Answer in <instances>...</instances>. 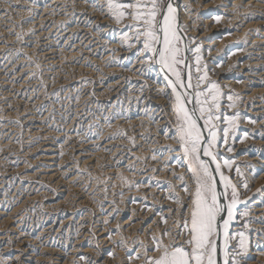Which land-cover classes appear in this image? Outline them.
Returning <instances> with one entry per match:
<instances>
[{
	"label": "rangeland",
	"instance_id": "obj_1",
	"mask_svg": "<svg viewBox=\"0 0 264 264\" xmlns=\"http://www.w3.org/2000/svg\"><path fill=\"white\" fill-rule=\"evenodd\" d=\"M21 1L22 0H0V13H1L0 14V19H1L0 20V31H1L0 34H2V35H0L2 37V38L0 37V46H1L0 49H2V50H0V92H1L0 93V116H1L0 117V141H1L0 142L1 143V145H0V169L2 168L0 170V182H1L0 183V186L3 188V189L0 188V210H2V211H8L7 209H9L10 207H7V205H8V201H9L10 198L14 202H18V200H23L24 198H26L28 196L29 197L34 196V195L36 196L35 201L34 200L33 201H30L29 204H26L24 206V208L22 209V213L25 215V217H24V220H23L22 225H21V228L22 229L20 231L21 232L20 233V237L22 236L21 238L23 239L24 235H25V237H27L28 234L30 235L32 232H35L36 231L35 234H37L39 231H42L43 225L47 221H49L50 219H52L53 217H59V216H63L65 213L66 214L67 213H70V211H71L70 209L74 208L72 206L76 202H79V200H81V201L82 200H86L87 202L83 206V208L79 209V211L78 210H75L76 212H73V214H76V213L78 214L79 213L80 215L86 216V218H87V215L89 217L90 215H93L94 213H96L97 212V208H106L107 207V209H106L107 212H110L111 211V212H114V214H117V212H119L118 209H121L120 208V204L121 203H119V202H122L124 200H125L124 202H126L129 206L130 205L132 206L133 205V202H134V204L140 202L141 205L143 204V205H146V206L151 203V206H153L156 210L159 209V206L157 204H153L152 203L154 201H151L150 202V201H147L148 199H145L146 198L145 197V195H146L145 193H143V195L140 192H137L135 194H131L132 189H133L131 187L132 181H137V180L140 181L141 180V184L142 185H148L149 188L150 187L153 188V187L156 186V188H154L156 192L153 193V196L155 197L156 194L159 193L160 194V196H159L160 197V201L161 200L164 201V198H167V197L170 198L174 194V192H171V189H172L171 187L173 186V183H172L171 179L168 178V176L170 174L167 173V172L171 171L172 170V167H173V168L176 169L175 170V173H178L179 172L178 175L180 176V172H181L180 169H183L184 170L186 167H188L189 161L184 157V155L182 156V154L180 156L178 155L179 156V163L181 165H179L178 162L175 163L174 162V158H172L173 157L172 154L175 152L172 149L174 147L175 148H179L178 146L180 145L178 143V135H179V133L176 131L177 130L176 116H175V113H173L174 112V109H173V106H172L173 103L172 104H169V106H170L169 107L168 105H166V106L165 105L164 106H159L158 105L157 106V104L154 102V100L163 99V98H169L170 97V94H169L170 91H168L167 93H162L161 90L159 89L160 86L158 85L160 81H157L156 82L157 84H156L155 83L156 79H154V77H152L150 75V72L153 69L152 68L153 67V64H152V62H150L151 61V58L150 57H152L153 55H151L152 53H150V52L146 53V52L143 51V45H142V43H138L136 41L134 35H133V32L135 30L134 29H130V28L127 27V25H130V24L133 23V20L130 17H125L124 20H121V22L124 23V25H123L121 22L118 23L116 21V19L113 17L114 19L111 18V20L109 21V25L105 27L106 29L108 27H109L108 29H110V27H111V29L114 28V30H110L109 31L110 33L104 31L105 28L104 29L101 28V27H98L97 28L96 25H94L91 28V32H89L90 30L88 31V27L87 26H83L84 23H79V22H77L76 19H74L76 21V22L73 21L74 23H72V22L63 23L62 21H60V22L57 21L56 19H58L59 12L60 13L64 12L63 11V8H59L60 5H58V7H57L58 10L57 9L54 10L52 7H49L51 9L50 10L47 7V11H46L47 13L45 12V14L49 15V17L52 16V15H54L52 17L53 18L55 17V18L53 19L52 17H50V20H48V23L47 24H44L43 23L44 24V25H42V27L44 26L43 28L41 27L40 29H37L38 27H35V26H37L38 24L34 25V24H32V22L33 23L34 22L35 23L37 22L38 16L42 14L41 13L42 11H40V10H42L43 8L41 9V7L42 6H47L46 4H48L47 3L48 0H42V1H40V0H23L22 2ZM34 1L35 2L37 1V2L35 3ZM66 1L67 0H65L66 7L67 8H70L72 5H74L73 4L74 3L73 0H72L73 3H71V0H68L67 2ZM79 1L80 2H83V0H79ZM79 1H77V2H79ZM231 1H234V0H230V2ZM253 1H255V2H253L255 4L258 3V2L259 3H258V5H256V7L255 6L254 7H250L251 9L250 8L249 9H245L242 6H237L236 7L237 9L235 8L233 10V7H232V10L225 11L223 9L224 8V6H223V8H222L221 11L215 9L216 10V12H215V10H214L215 14H213V16H211V18L213 20H215V22H213V25H216V26L218 25L219 27H222L224 25L227 26V28L225 30L222 29L223 31L221 30L219 32V35L220 36L216 37V40L221 41V39L224 37L223 35H230V34H233V33H236V32H241L240 27L243 28L244 25H245V23L251 22L252 21V17H254V16L258 15V14L260 15V14L264 13V3H263L264 0H260V1L259 0L258 1L257 0H253ZM261 1H262V3H260ZM68 2H70L72 5H70V3H68ZM192 2H194V0ZM221 2L222 3H226L225 0H221ZM166 3H167V0H166ZM20 4H22L24 6H22V5L20 6ZM106 4L104 3L102 5V8L103 9L106 8L108 10V7H107ZM260 5H261V8L262 7L263 8L260 9V10H256L257 7L260 6ZM228 7H231V5L229 4ZM218 8H220V6H218ZM48 9H49V11H48ZM252 9H254V11ZM258 9H259V7H258ZM23 10H25V11L27 10L28 12L26 11L24 13ZM36 11H38V12H36ZM252 11L254 13L255 12H258V13L257 14L256 13L254 14ZM108 12H109V10H108ZM34 14H36V15H34ZM109 14L112 17V14L110 12H109ZM59 16L62 17V15H59ZM214 17H215V19H214ZM200 18L203 19L202 21H206V19L208 17L204 19V17L201 16ZM217 18H219V20H217ZM230 18L233 19V20H229ZM49 22H51L52 24L49 23ZM111 22L113 24H111ZM114 24L116 26H114ZM29 25H31V27L34 30L33 29H30L31 27ZM46 25L47 26L49 25V27L51 29L49 27L46 28L47 27ZM67 25H69V26H67ZM3 26H5V27H3ZM27 26H29V27H27ZM74 26L75 27L77 26V27L73 29ZM236 26L239 28V30L238 29H235V28H237ZM58 27L60 29H62V30H60ZM86 27H87V29H86ZM48 29H50V30H48ZM71 29H72V31H71ZM5 30H6V33L7 34L4 33ZM11 30L13 32H11ZM96 30H98V31H96ZM43 31L44 32H46V31L48 32L49 31V33H48L49 35H47V36L46 35H42L40 37H36L37 34L44 33ZM57 31H58V33H57ZM68 31H71V33L68 32ZM85 31H87V34H85L86 33ZM62 33H63V35H62ZM124 33L127 34V39L128 40L125 39L126 41H123L124 39H120L121 36ZM67 34H69V35L71 34V36H69V35L67 36ZM243 34L241 36L236 37V38H229L227 40L228 42H226L225 44H223V46H222L223 49H221V52L218 53L217 57L215 58V63H213V64L212 63L209 64V62H211L210 55L207 54V56H206L205 55L206 54L205 52L203 54H199L200 57H201V59H200V71L199 72H197V70H196L197 69V65H196V61H195V58H196L195 55H196V53H193V55L191 57L187 55V57H186L187 58V61L190 62L191 83H192L193 91L194 92L205 89L204 86L207 84L206 81L203 84L202 82H200L198 80L199 76L203 73L204 70L208 72L207 73L208 74V79L210 81H214L215 79H217V77H215V74H213V73H215L214 69H216L217 67L221 68L223 66H224L223 67V70L226 71V72L224 71L225 72V75L227 77L226 80H228V81L231 80V82L229 83V85L231 84L232 87L234 85H241V83H243V82L246 83V82H248L249 80H252V79L254 80V81L252 80V84H254V83L255 84H260L261 83L259 77L257 76V72L259 73L261 71H264L262 69L263 67H261V66L259 67V70L258 71H257V68L253 69V73L250 72V74L248 75V79H244L241 76L242 75V73L240 72L241 63H243V62H245L247 60L248 54H249L248 52H251V53L253 52L251 55H249V57L251 56L250 58H257V57H259V55H256V53L258 54V51L259 52L261 51V54H262V51H263L262 49H264V44H262L260 42L254 44V45L249 44L248 39L245 38V36L248 35V32H245ZM15 35H18V36H15ZM108 35H109V37H108ZM10 36H11V40H10ZM96 36H98V37H96ZM45 37H46V39H45ZM84 37H86V38H84ZM95 37H96V39H95ZM67 39H69V40H67ZM111 39H112V41H111ZM107 40H109V41H107ZM118 40L119 41L122 40L121 42L123 44V46H122L123 49L121 47L120 48L117 47L118 42H119ZM231 40H234V41H231ZM97 42H98V44H97ZM75 43H76V45H75ZM129 43H131V45H132L131 47H128L127 46ZM58 44H59V46H58ZM115 44H116L115 47L114 46H110V45H115ZM47 45H48V47H47ZM79 45H80V47H79ZM100 45H102V46H100ZM2 46H5V47H2ZM53 46H54V48H53ZM256 46H258L260 49L257 48ZM93 47L96 48V49L98 48V49L97 50L95 49L96 50L95 51ZM89 48H91V49H89ZM110 48L111 49H114L115 48L116 50L114 49V51H113ZM181 48H182V43H181ZM48 49H49V51H48ZM87 50H90L92 53L90 51H87ZM22 51L24 53H22ZM44 51H45V53H44ZM57 51H58V53H56ZM122 51L127 52V53L125 55L124 54L122 55ZM47 52L49 54H47ZM50 52H52V53H50ZM73 52H74V54H73ZM113 52H115V53H113ZM118 52L121 53V54H119ZM239 52H241L240 55H239ZM42 53H44V54H42ZM68 53H69V55H68ZM243 53H247V54H243ZM52 55L54 57V62L56 60L57 61L54 64L53 63L52 64H49L48 62L51 61ZM84 56H86V57H84ZM139 56H141V57H139ZM185 56H186V54H185ZM47 59H49V60H47ZM58 61L60 62L59 65H58V63H59ZM141 61H142V63H140ZM45 62H47L48 64L47 63L45 64ZM52 65H54V68H53ZM56 65H58V66H56ZM140 65H142V66H140ZM46 66H48V68ZM49 66H50V69H49ZM73 66H74V68H73ZM78 67L81 68V71H80V68L78 69ZM82 67H85V68H82ZM138 67H139V69H138ZM115 68L116 69L122 68V69L119 70L120 72L118 70H116L117 71L116 73H115V71H112V70L110 72V69H114L115 70ZM123 68H124V70H123ZM84 69L85 70L88 69V70L85 71ZM181 69H182V73H183V71H184L183 65L181 66ZM20 70L22 71V73H21ZM46 70H47V72H46ZM105 70H106V72H105ZM135 70H138V71L134 72ZM235 70H238V71H235ZM211 71H212V73H211ZM76 73H78V74H76ZM97 73H98V76L99 77L97 76ZM107 73H109V74H107ZM119 73H122V74H119ZM135 73H136V76L134 77L133 74H135ZM229 73H230V75H229ZM238 75H239V77H238ZM96 77H97V79H96ZM131 77H133V78H131ZM102 78H104V79H102ZM120 78H121V80H120ZM255 78H257V79H255ZM75 80L78 81V82L76 83ZM232 80H233V83H232ZM118 81H120V82H118ZM7 83H9V84H7ZM20 83H21V85H19ZM58 83H60V84H58ZM115 83H116V85H115ZM154 83H155V85H154ZM198 83H199V88L196 87ZM42 84H43V86H42ZM56 84H58V85L56 86ZM99 85H101L102 87H100ZM33 86H34V88H33ZM231 86L228 87V88L227 87H222V90H223V93H224L223 95H230V96H232V97H234L236 99V100L234 99L235 100L234 101L235 103H234V106L232 107L233 109H231L232 110L231 112H233V113L234 112L235 113L237 112L238 113L239 110L243 107L242 105H249L250 102H252L253 100H248V99L241 98V94H238L239 93L238 90L235 91L236 89L234 87L232 88ZM82 87H84V88H82ZM98 87H100V90L101 91L106 90L107 92L105 91L103 94H101V96H99L97 94V92L95 91L96 90L95 88H98ZM85 88H87V89H85ZM105 88H107V89H105ZM155 88H157L158 90L155 89ZM55 89H58V90H55ZM108 89H109V91H108ZM91 90H92V92H91ZM149 90H151L153 92H151ZM58 92H59V94H58ZM112 92L114 94H112ZM233 92H234V94H233ZM2 93H4V94H2ZM66 94H68V95H66ZM127 94H129V95L127 96ZM152 94H153V96H152ZM110 95H111V97L108 98V96H110ZM149 95H151V96H149ZM159 95H160V97H159ZM167 95H168V97H167ZM233 95H235V96H233ZM5 96H6V98H5ZM85 97H87V98H85ZM238 97L240 99H238ZM151 99H152L153 102L151 101ZM227 99L228 98H226V97H222V99H220V100H222V101H220L222 103L221 106L228 105L229 102L227 101ZM34 100H35V102H34ZM169 100L171 101L170 98H169ZM239 100H240V102H239ZM246 100H248V101H246ZM37 101H38V103H36ZM85 101H87V102H85ZM51 102L52 103L55 102V103L52 104ZM95 102L97 103V105H96ZM225 103H227V104H225ZM45 104H46V106H45ZM154 104H156V105H154ZM16 105L19 106V107H16ZM31 105L32 106L34 105L35 107L33 106V108H32ZM54 105H56V106H54ZM167 106L170 108L169 110H168ZM235 107L238 108L239 110L236 109ZM40 109H41V111H40ZM48 109H50V110H48ZM147 109H150V110H147ZM247 110H246V112H247ZM161 111H162V114H161ZM260 111H264L263 108L260 109ZM242 112L244 113V111H242ZM33 114H35V115H33ZM156 114H157V118L158 117L160 118V124L157 123L156 120H155V119H157V118H155ZM163 114H165L167 117L165 115H163ZM170 114H172V115H170ZM36 115H37V117H36ZM97 115H98V117H97ZM160 115H163L164 117L163 116H160ZM263 115H264V112H263ZM30 116L33 118V120H32V118H29ZM34 116H35V118H34ZM140 117L141 118L144 117V118L143 119H140ZM171 117L173 119H171ZM246 117L248 118L249 116H246ZM246 117H244V118L247 119ZM39 118H41V119H39ZM145 118L147 120H144ZM222 118L223 117H221V119ZM257 118L258 119H256V120L253 121V119H254V117H253V118L250 119V121L251 122H255V123L256 122L260 123L261 121L264 120V117L263 116H261L260 118L259 117H257ZM120 119H121V121H120ZM127 121L129 123V125H130V122L133 121L131 123V126H127L126 127L125 124L128 125V123H126ZM142 121H143V123H142ZM150 121L152 123H150ZM96 122H97V125H96ZM154 122H156V124L158 125L157 127L154 124ZM223 122L224 121L221 120L220 121V124H223ZM100 123H101V125H100ZM135 123H136V125H135ZM87 124H88V126H90V128L87 126ZM120 124L121 125L123 124L122 126L124 128ZM167 124H168V126H167ZM140 125H141V127H139ZM250 126H251V124H250ZM98 127H99V129H98ZM158 127H160V128H158ZM64 129L65 130L67 129V133H66V131ZM153 129H156V131L153 130ZM104 130H105V132H104ZM38 131L39 132L41 131V132L39 133ZM96 131H98V132H96ZM166 131H168V132H166ZM256 131L257 130L255 129L254 132L251 133L250 130H246L247 137L249 138L250 135L253 136L254 134H256ZM26 132H28V133H26ZM81 132H82V134H81ZM99 132H101L102 135ZM141 132H143V133H141ZM105 133H108V134L106 135ZM63 134H65V135H63ZM86 134H88V135H86ZM140 134L143 135V137ZM163 134H164V136H163ZM108 135H110L111 137H109ZM96 136H97V138H96ZM102 136H103V138H101ZM138 137H139V139H138ZM163 137H166V138L163 139ZM74 140H76V142ZM91 141H93V142H91ZM164 141L167 142V143H165ZM171 141H172V144H170ZM41 142H42V144H41ZM70 142H71V144H70ZM90 142H91V144H90ZM123 142H124V144H123ZM80 143H81V145H79ZM174 143H175V145H174ZM2 144H4L5 147ZM73 144H74L75 147L73 146ZM82 144H83V146H82ZM97 144H98V147H97ZM104 144H106V145H104ZM113 144H114V146H113ZM79 146L80 147L82 146V148L79 149ZM161 146H162V148H161ZM33 147L34 148L36 147L37 149L35 148L36 149L35 150ZM48 147L52 148L51 151H54V152H52V153H46L45 152V148H48ZM63 147H65L66 149L63 148ZM76 147H78L77 148V151H75V148ZM146 147H148V150L149 151L147 150ZM150 148H152V149H150ZM70 149H71V151H70ZM99 149H101L103 152L101 150H99ZM72 150H73V152H72ZM78 150H79V152H81V150H86V152H84V153L81 152L82 153L81 155H83V154L84 155L85 154L86 155H89L90 153H96L97 152V154L99 153L101 157L98 156V159L99 160L95 159V161L93 163H90V162L87 163V164L85 163L84 164L86 166L85 167L82 164L83 162L81 161V159H78L79 158L78 156L76 158V155H79ZM93 150H94V152H93ZM146 150L148 152L152 151L154 153L155 160L149 159L150 157L147 156L148 152H146ZM212 150L215 151L214 148ZM216 150H218V149H216ZM105 151H108V152H105ZM113 151H114V153H113ZM155 151L157 152V154H156ZM165 151H166L167 154L165 153ZM69 152H70V154H69ZM102 153H104L103 154L104 156L102 155ZM111 153H113V154H111ZM142 153H144V154H142ZM108 154H109V156L111 155L110 157H113V158H108V156H107ZM114 154H116V155H114ZM50 155L51 156H54L55 155L54 158H53L54 160H50L49 161L47 159L48 161H46V159H45L46 156H50ZM38 156H39V159L37 158ZM167 156H169V157H167ZM217 156H218V160H220V156L221 155L218 154ZM40 157H42V158H40ZM86 157L87 156H83V158H86ZM159 157H160V159H157ZM165 159H166V161H165ZM107 160H109V161H107ZM31 161H33V162H31ZM40 161H43V162H40ZM44 161H46L47 163H44ZM53 162H54V164H53ZM57 162H58V164L60 166L58 164H55ZM95 162H96L97 166L95 165ZM113 162L115 163V166L113 165ZM166 162H167V164H166ZM51 163H52V165H51ZM73 163H75L77 165H75ZM127 163H129V164H127ZM158 163H159V165H158ZM79 164H82V165H79ZM92 164L96 168H94V166ZM168 164H170V165H168ZM184 164H185V167H184ZM23 165H24L25 168L27 167V165H28L27 168H30V169H27L28 171L26 172L27 174L30 172L29 174L32 175L31 177H29V179L26 177L25 172L22 173V171L19 170V171H21L19 173V171H18V169H20ZM154 165H155V167H154ZM48 166L50 167V168H48V170H51L53 168L54 169H59L61 167L59 170L52 171V173H56V175H58L57 178L58 177L59 178L60 177H63V180L64 181L65 180H69L76 173L74 175L75 178L73 180L74 181L73 183H75V184L72 183L73 185L71 184V185H69L67 187H63V186L60 187V185H57V184L54 183L55 180H53V179H49V180H51L52 183L51 182H48V180L46 179L47 176H48V172L45 173V172H42L41 171L43 168L48 167ZM77 166H79V167H77ZM137 166H139L140 168L137 167ZM68 167H69V169H68ZM165 167H167V168H165ZM110 168H112V170ZM15 169H16V171H15ZM113 169H114V172H112ZM165 169H167V170H165ZM34 170L35 171L40 170V171L39 172L37 171L36 174H34V172H35ZM14 171L15 172H18V173H15ZM165 171H166V173H165ZM57 172H58V174H57ZM125 173L126 174L131 173V175L129 174L130 177H128V180L130 179V181H127L126 180ZM132 173H134V174L136 173L137 175H134ZM163 174L164 175L167 174V175L164 176ZM187 174L188 173L186 172L185 175H184L183 181L180 180L181 182L179 181V183H178L179 184L178 186L180 187V190H182V191H183L184 184H188L189 187H193V182H191L192 181L191 180V175H187ZM244 174H245L244 171L243 170H240L238 172L237 178H236L237 179V183L239 182L238 183L239 185H237V191L239 193V199H241L243 197V192H242L243 190H244V192L245 191L247 192V190H246L245 187H244L245 189L242 188L243 187L242 184L244 183V180L243 179L246 177ZM45 175H47V176H45ZM76 175H77V177H76ZM151 175H153V176H151ZM156 175L159 176V177H156ZM13 176H15V177H13ZM22 176H23V178H22ZM40 176H43V177H40ZM136 176H137V178H136ZM138 176H140V177H138ZM143 176H144V178H143ZM68 177H69V179H68ZM131 177H133V179ZM152 177H154V178H152ZM1 178H3V179H1ZM134 178H135V180H134ZM13 179H14V181H13ZM18 181H20V182H18ZM160 181H162V183ZM2 182L4 184H2ZM24 183H26V184H24ZM143 183H145V184H143ZM47 184H48V186H46ZM55 185H56V187H55ZM18 188L22 192H19ZM41 188H43V189H41ZM67 188H69V189H67ZM27 189H29V190H27ZM64 189L67 190V191H65ZM70 189H72V190H70ZM78 191H80V192L81 191L82 192L84 191L83 192L84 194L82 192L80 193ZM166 191L170 192V194H167ZM227 191H228V194H229V197H230L231 189H228ZM14 192H16V193H14ZM28 192H29V194H28ZM46 192H48V193H46ZM65 192H66V194H65ZM67 193H68V195H67ZM164 193L167 194V195L165 194L167 197L162 196V195H164ZM171 193H172V195H171ZM183 193H185V192H183ZM80 194H81L82 197H80ZM16 195H17V197H15ZM74 195L75 196L77 195V196L75 197ZM78 195H79V197H78ZM85 195H87V196H85ZM119 195L120 196L123 195V196L119 197ZM125 195H126V197H125ZM185 195L187 197L188 194H185ZM63 196L66 197V198H64ZM84 196L86 197V199H85ZM87 197H88V199H87ZM14 198L17 199V200H15ZM147 198H149V197H147ZM63 199H65V200H63ZM60 201H61V204H63L62 202L64 201V204L63 205L60 204V206L59 205L58 206L56 205L57 207L55 205H52V204H54V202L56 203V202H60ZM112 201H113V203H112ZM66 202H67V204H66ZM69 203H70V205H69ZM114 203H115V205H114ZM2 205H4V206H2ZM90 205H91V207H90ZM50 206H53V208L50 207ZM61 206H63V208ZM116 206H117V208H116ZM88 207H89L90 210L88 209ZM93 207H94L95 210L93 209ZM135 207H137V206H135ZM57 208H59V209H57ZM112 209H113V211H112ZM116 210H118V211H116ZM76 218H77V215L75 216V219ZM58 219L60 220V218H58ZM78 221H79V219L77 221H75V223H72L73 221L71 222L72 223L71 225H73V226H71V228L68 231V233L66 232L67 234L65 232H63V234L61 233L60 235H58L57 237H55L54 240H53V242L56 245L58 244L57 245L58 247L57 246L56 247L57 248H60V250L62 251L61 252L59 250L60 253L63 254L65 257H68V260L69 261L71 260V259H69L70 258L69 256H71L70 255V250H71L70 246L72 244H74V237L76 235H78V234L75 233L76 230H78ZM39 223L41 225H39ZM32 224L33 225L35 224V225L33 226ZM27 225H29V226L27 227ZM31 225H32V228H31ZM261 225L264 226L263 223ZM36 226L37 227L39 226V227L37 228ZM72 227H75V228L77 227V228L75 229V228H72ZM26 234H27V236H26ZM72 236H73V238H71ZM44 239H45V237H44ZM64 240L65 241L68 240V242H69L68 244L70 246L68 244L66 246H64L61 243ZM39 242L40 241H36L33 244L34 245H39V244H36V243H39ZM3 257H5V256H2L0 254V264L4 263L3 262L4 261L3 260ZM79 257L78 256H73L72 264H75V261H76V264H78V263H80V264H93L92 260H89L88 259V261H89L88 262L87 259H84L86 261L85 262L84 260H82L81 256H79ZM1 259H2V261H1ZM100 260H102V258L99 259V261ZM79 261H81V262H79Z\"/></svg>",
	"mask_w": 264,
	"mask_h": 264
},
{
	"label": "bare ground",
	"instance_id": "obj_2",
	"mask_svg": "<svg viewBox=\"0 0 264 264\" xmlns=\"http://www.w3.org/2000/svg\"><path fill=\"white\" fill-rule=\"evenodd\" d=\"M23 1V0H22ZM21 1V2H22ZM42 1V0H40ZM68 1V0H67ZM66 1V2H67ZM74 3L72 2L71 0V3H73L74 5H72L70 2V5H72L70 8H67L66 7V3H65V0H48L46 4L47 6H42L41 4V9L40 11H42L41 15H37L38 16V20L37 22L33 23L34 25L38 24L37 26L35 27H38L37 29H40L42 27V25L44 24H47L48 23V20H50V17L54 16H50L45 14V12L47 11V7H52L54 10L57 9L58 5H60L59 8H63V11L62 13L59 12V15H62L59 16L58 15V19H56L57 21H62L63 23H69V22H76L74 19L77 20V22L79 23H84L83 26H87L88 27V31L91 32V28L96 25L97 28L98 27H101V28H105L106 26L109 25V21L111 20V18H113V15L111 17V15L109 14L108 10L106 8H102V5L105 3H107V0H83V2H80L79 0H73ZM79 1V2H77ZM193 0H170L172 6L176 9V23L178 24L179 28H180V35L182 37V49L185 48V46H187V49H189L188 51H185L184 52V55L186 54V57L187 55L188 56H192L194 52V49H196L197 47H199L200 49V52L199 54H203L204 52L206 53L205 55L207 56L210 55L211 57V62L210 63H215V58L217 57L218 53L221 52V49H223V44H225L226 42H228L227 40L229 38H236L238 36H241L243 33L245 32H248V35L245 36L246 39H248L249 41V44L251 45H254L256 43H262L264 44V13L262 14H258L254 17H252V21L251 22H248V23H245L244 27L241 28V32H236V33H233V34H230V35H223L224 37L221 39V41L219 40H216V37L220 36L219 35V32L223 29L225 30L227 28V26H222V27H219L218 25H213V22H215V20H213L211 18V16H213V14H215L216 10H222L223 6H224V10L225 11H230L232 10V7H233V10L237 7V6H242L244 7L245 9H249L250 7H256V5H258V3H253L255 1L253 0H234V1H231L230 0H225L226 3H222L221 0H194V2H192ZM258 1V0H257ZM260 1V0H259ZM30 2V1H29ZM35 2V1H34ZM37 2V1H36ZM35 2V3H36ZM167 2H169V0H167ZM221 2V3H220ZM229 2V3H228ZM10 3V2H9ZM27 3V2H26ZM42 3V2H41ZM67 3V4H68ZM262 3V1L260 2ZM264 3V2H263ZM24 4V3H23ZM31 4V3H30ZM229 4L231 5V7H228ZM22 4H20L21 6ZM107 5V4H106ZM24 6V5H22ZM218 6H220V8H218ZM40 7V6H39ZM259 7V9H258ZM256 10H260L262 9L261 8V5L258 6ZM239 8V7H238ZM19 9V8H18ZM50 9V8H49ZM48 9V11H49ZM237 9V8H236ZM251 9V8H250ZM51 10V9H50ZM58 10V9H57ZM77 10V11H76ZM215 10V12H214ZM254 11V9H252ZM24 13L27 11L23 10ZM53 11V10H52ZM62 11V10H61ZM236 11V10H235ZM242 11V10H241ZM252 11V12H253ZM20 12V11H19ZM22 12V11H21ZM28 12V11H27ZM31 12V11H30ZM38 12V11H36ZM47 13V12H46ZM254 13V12H253ZM256 14L258 12H255ZM254 13V14H255ZM1 14V13H0ZM28 14V13H27ZM37 14V13H36ZM34 14V15H36ZM57 14V13H56ZM13 15V14H12ZM201 16L206 19V21H202L203 19L200 18ZM2 17V16H1ZM20 17V16H19ZM125 17H128V16H125ZM5 18V17H4ZM33 18V17H32ZM53 18V17H52ZM55 18V17H54ZM53 18V19H54ZM211 18V19H210ZM31 19V18H30ZM114 19V18H113ZM215 19V17H214ZM1 20V19H0ZM19 20V19H18ZM26 20V19H25ZM124 20V19H123ZM127 20V19H126ZM130 20V19H129ZM219 20V19H217ZM229 20H233V19H229ZM53 21V20H52ZM55 21V20H54ZM74 21V22H73ZM81 21V22H80ZM27 22V21H26ZM31 22V21H30ZM113 22V21H112ZM111 22V24H113ZM121 22V21H120ZM222 22V21H221ZM243 22V21H242ZM15 23V22H14ZM44 23V24H43ZM51 23V22H49ZM122 23V22H121ZM134 23V21H133ZM10 24V23H9ZM30 24V23H29ZM52 24V23H51ZM61 24V23H60ZM59 24V25H60ZM118 24V23H117ZM124 25V23H122ZM220 24V23H219ZM222 24V23H221ZM231 24V23H230ZM2 25V24H1ZM50 25V24H49ZM49 25L46 27L48 28ZM31 27V25H29ZM27 26V27H29ZM33 26V25H32ZM61 26V25H60ZM69 26V25H67ZM114 26H116L114 24ZM122 26V25H121ZM233 26V25H232ZM242 26V25H241ZM2 27V26H1ZM5 27V26H3ZM44 27V26H43ZM42 27V28H43ZM63 27V26H62ZM77 27V26H76ZM75 26L73 27L76 28ZM79 27V26H78ZM86 27V29H87ZM123 27V26H122ZM218 27V28H217ZM230 27V26H229ZM237 27V26H236ZM26 28V27H25ZM50 28V27H49ZM55 28V27H54ZM59 28V27H58ZM67 28V27H66ZM70 28V27H69ZM82 28V27H81ZM80 28V29H81ZM109 28V27H108ZM104 29V31L106 32H109L110 30H114V28L111 29ZM232 28V27H231ZM7 29V28H6ZM10 29V28H9ZM30 29H33L32 27ZM51 29V28H50ZM48 29V30H50ZM60 29V28H59ZM58 29V30H59ZM79 29V28H78ZM77 29V30H78ZM100 29V28H99ZM102 29V30H103ZM235 29H238L239 28H235ZM28 30V29H27ZM34 30V29H33ZM36 30V29H35ZM62 30V29H60ZM67 30V29H66ZM76 30V29H75ZM222 30V31H223ZM19 31V30H18ZM29 31V30H28ZM65 31V30H64ZM72 31V29H71ZM71 31H68L71 33ZM79 31V30H78ZM98 31V30H96ZM1 32V31H0ZM11 32H13L11 30ZM23 32V31H22ZM25 32V31H24ZM27 32V31H26ZM32 32V31H31ZM36 32V31H35ZM39 32V31H38ZM41 32V31H40ZM44 32V31H43ZM66 32V31H65ZM74 32V31H73ZM87 34V31H85ZM3 33V32H2ZM6 33V30L5 32ZM28 33V32H27ZM30 33V32H29ZM34 33V32H33ZM49 31L47 32H44V33H39L37 34L36 37H40L42 35H49L48 34ZM58 33V31H57ZM94 33V32H93ZM98 33V32H97ZM110 33V32H109ZM126 33V32H125ZM123 34L121 36L120 39H124L123 41H126L125 40V37H127V34ZM7 34V33H6ZM19 34V33H18ZM26 34V33H25ZM55 34V33H54ZM60 34V33H59ZM82 34V33H81ZM89 34V33H88ZM96 34V33H95ZM132 34V33H131ZM2 35V34H0ZM34 35V34H33ZM63 35V33H62ZM69 34H67L68 36ZM91 35V34H90ZM98 35V34H97ZM100 35V34H99ZM112 35V34H111ZM244 35V34H243ZM15 36H18V35H15ZM35 36V35H34ZM54 36V35H53ZM65 36V35H64ZM66 36V37H67ZM71 36V34L69 35ZM93 36V35H92ZM95 36V35H94ZM105 36V35H104ZM1 37V36H0ZM8 37V36H7ZM98 37V36H96ZM95 37V39H96ZM109 37V35H108ZM244 37V36H243ZM2 38V37H1ZM13 38V37H12ZM58 38V37H57ZM60 38V37H59ZM75 38V37H74ZM86 38V37H84ZM240 38V37H239ZM20 39V38H19ZM41 39V38H40ZM46 39V37H45ZM53 39V38H52ZM136 39V38H135ZM241 39V38H240ZM10 40H11V36H10ZM64 40V39H63ZM69 40V39H67ZM74 40V39H73ZM100 40V39H99ZM128 40V39H127ZM7 41V40H6ZM5 41V42H6ZM59 41V40H58ZM71 41V40H70ZM78 41V40H77ZM82 41V40H81ZM89 41V40H88ZM87 41V42H88ZM102 41V40H101ZM100 41V42H101ZM109 41V40H107ZM112 41V39H111ZM119 41V40H118ZM122 41V40H121ZM119 41L118 42V45L117 47H121L123 49V44L122 42ZM231 41H234V40H231ZM52 42V41H51ZM56 42V41H55ZM60 42V41H59ZM80 43V42H79ZM136 43V42H135ZM134 43V44H135ZM35 44V43H34ZM40 44V43H39ZM64 44V43H63ZM67 44V43H66ZM82 44V43H81ZM95 44V43H94ZM98 44V42H97ZM126 44V43H125ZM133 44V45H134ZM65 45V44H64ZM76 45V43H75ZM92 45V44H91ZM19 46V45H18ZM30 46V45H29ZM59 46V44H58ZM62 46V45H61ZM68 46V45H67ZM78 46V45H77ZM84 46V45H83ZM87 46V45H86ZM99 46V45H98ZM102 46V45H100ZM110 46H116L115 45H110ZM128 46V45H127ZM138 46V45H137ZM262 46V45H261ZM1 47V46H0ZM2 47H5V46H2ZM38 47V46H37ZM48 47V45H47ZM64 47V46H63ZM80 47V45H79ZM95 47V46H94ZM93 47V48H94ZM257 48H259L258 46H256ZM46 48V47H45ZM54 48V46H53ZM65 48V47H64ZM73 48V47H72ZM102 48V47H101ZM112 48V47H111ZM110 48V49H111ZM126 48V47H125ZM128 48V47H127ZM38 49V48H37ZM52 49V48H51ZM62 49V48H61ZM81 49V48H80ZM87 49V48H86ZM91 49V48H89ZM96 48H94L95 50ZM98 49V48H97ZM96 49V50H97ZM115 49V48H114ZM114 49H111L114 51ZM250 49V48H249ZM260 49V48H259ZM2 50V49H0ZM53 50V49H52ZM77 50V49H76ZM95 50V51H96ZM116 50V49H115ZM264 51V49H262ZM47 51V50H46ZM49 51V49H48ZM54 51V50H53ZM56 51V50H55ZM64 51V50H63ZM67 51V50H66ZM81 51V50H80ZM87 51H90V50H87ZM121 51V50H120ZM128 51V50H127ZM250 51V50H249ZM262 51V54H261V51L259 52L258 51V54L256 53V55H259V57L257 58H250L249 55H251L252 53L251 52H248V58L245 62L241 63V67H240V72L242 73V77L244 79H248V75L250 74V72L253 73V69L257 68V71L259 70V67H263L262 69L264 70V52ZM26 52V51H25ZM75 52V51H74ZM73 52V54H74ZM86 52V51H85ZM91 52V51H90ZM112 52V51H111ZM116 52V51H115ZM113 52V53H115ZM22 53H24L22 51ZM45 53V51H44ZM42 53V54H44ZM52 53V52H50ZM55 53V52H54ZM58 53V51L56 52ZM62 53V52H61ZM64 53V52H63ZM79 53V52H78ZM89 53V52H88ZM92 53V52H91ZM95 53V52H94ZM119 53V52H118ZM127 52H124L122 51V55L126 54ZM14 54V53H13ZM47 54H49L47 52ZM71 54V53H70ZM77 54V53H76ZM109 54V53H108ZM107 54V55H108ZM121 54V53H119ZM238 54V53H237ZM241 54V52H239V55ZM243 54H247V53H243ZM255 54V53H254ZM261 54V55H260ZM57 55V54H56ZM69 55V53H68ZM118 55V54H117ZM153 55V54H151ZM212 55V56H211ZM31 56V55H30ZM44 56V55H43ZM47 56V55H46ZM67 56V55H66ZM196 56V55H195ZM220 56V55H219ZM238 56V55H237ZM243 56V55H242ZM247 56V55H246ZM42 57V56H41ZM72 57V56H71ZM75 57V56H74ZM86 57V56H84ZM109 57V56H108ZM117 57V56H116ZM141 57V56H139ZM209 57V56H208ZM207 57V58H208ZM239 57V56H238ZM46 58V57H45ZM105 58V57H104ZM107 58V57H106ZM112 58V57H111ZM151 58V61L152 64H153V69L151 70L150 72V75L152 77H154V79H156L155 83L157 81H160L159 82V89L161 90L162 93H167L168 91H170V99L171 101L169 100V98H163V99H158V100H154V102L157 104V106H166L169 104H172L173 103V99L171 97V87L169 86L168 84V78L171 77V74L167 72V70H162L161 68V65L159 63H157V60H158V57H155L154 55ZM237 58V57H236ZM51 59V58H50ZM63 59V58H62ZM71 59V58H70ZM224 59V58H223ZM245 59V58H244ZM22 60V59H21ZM44 60V59H43ZM46 60V59H45ZM49 60V59H47ZM60 60V59H59ZM101 60V59H100ZM128 60V59H127ZM209 60V59H208ZM57 61V60H56ZM56 61L54 62V57L52 55V59L51 61H47L49 64H54L56 63ZM110 61V60H109ZM125 61V60H124ZM144 61V60H143ZM195 61H196V58H195ZM236 61V60H235ZM37 62V61H36ZM45 62V64L47 63ZM59 62V61H58ZM28 63V62H27ZM47 63V64H48ZM105 63V62H104ZM142 63V61L140 62ZM60 64V62L58 63V65ZM122 64V63H121ZM56 65V66H58ZM110 65V64H109ZM127 65V64H126ZM188 67L185 68L184 66V71L182 73V75H184L185 73V83L188 82V75H189V69H190V62L187 63ZM206 65V64H205ZM53 68H54V65H52ZM142 66V65H140ZM144 66V65H143ZM237 66V65H236ZM41 67V66H40ZM48 68V66H46ZM68 67V66H67ZM102 67V66H101ZM122 67V66H121ZM221 67V66H220ZM224 67V66H223ZM223 67L219 68L217 67L216 69H214L215 73V77H217V79H215L213 82L217 83L219 85V88H220V91H221V97L220 99H222V97H226L228 98L230 95H223V90H222V87H230L231 84L229 85V83L231 82L226 80V75H225V70H223ZM228 67V66H227ZM74 68V66H73ZM77 68V67H76ZM80 67H78L79 69ZM82 68H85V67H82ZM100 68V67H99ZM114 68V67H113ZM118 68V67H117ZM151 68V67H150ZM207 68V67H206ZM234 68V67H233ZM236 68V67H235ZM49 69H50V66H49ZM61 69V68H60ZM70 69V68H69ZM122 68L120 69H110V72L111 70L112 71H115V73L117 72L116 70H121ZM139 69V67H138ZM22 70V69H21ZM20 70V71H21ZM85 70V69H84ZM88 70V69H87ZM85 70V71H87ZM124 70V68H123ZM122 70V71H123ZM128 70V69H127ZM131 70V69H130ZM203 70V69H202ZM24 71V70H23ZM33 71V70H32ZM35 71V70H34ZM80 71H81V68H80ZM109 71V70H108ZM138 70H135L134 72H136ZM141 71V70H140ZM225 71V72H224ZM233 71V70H232ZM235 71H238V70H235ZM47 72V70H46ZM78 72V71H77ZM84 72V71H83ZM97 72V71H96ZM103 72V71H102ZM106 72V70H105ZM120 72V71H119ZM133 72V71H132ZM142 72V71H141ZM140 72V73H141ZM205 72V70L203 71V73ZM207 72V71H206ZM22 73V71H21ZM20 73V74H21ZM31 73V72H30ZM81 73V72H80ZM114 73V74H115ZM131 73V72H130ZM202 73V74H203ZM208 73V72H207ZM212 73V71H211ZM231 73V72H230ZM229 73V75H230ZM237 73V72H236ZM255 73V72H254ZM25 74V73H24ZM78 74V73H76ZM95 74V73H94ZM109 74V73H107ZM111 74V73H110ZM119 74H122V73H119ZM201 74V75H202ZM212 74V75H213ZM2 75V74H1ZM18 75V74H17ZM91 75V74H90ZM132 75V74H131ZM134 77L136 76V73L133 74ZM139 75V74H138ZM211 75V76H212ZM253 75V74H252ZM19 76V75H18ZM89 76V75H88ZM97 76H98V73H97ZM125 76V75H124ZM128 76V75H127ZM214 76V75H213ZM254 76V75H253ZM257 76L259 77L260 79V84H252V80H249L248 82L246 83H241V85H234L233 87L236 89L235 91L238 90V94H241V98H244V99H248V100H253L252 102H250L249 105H242L243 107L239 110V112L237 113H233L231 112L233 109L232 107H229V105H234V101L236 100L234 97H232V100H229L227 99V101L229 102L228 105H224V106H220V109H219V115L221 117H223L222 119L220 120H217V121H214L217 126H218V140H217V143L216 145L214 146V150L213 151L216 156L219 154L221 155L220 156V160H218V156H217V163L221 164L222 168L221 170L224 172V174L226 176H228L231 180V182L233 184H235L236 186L239 185L237 183V174L240 170H243L244 171V176L245 178L243 179L244 180V183L242 184V188L245 189L244 185L247 184V192L244 190L242 191L243 192V197L240 200V203L238 204L237 206V216H236V219L232 222L230 228H229V231L231 233H233V238L231 239L230 241V245H229V249H228V253H229V264H232V261L233 260H236L239 262V264H264V226L261 225L262 223L264 224V120L263 121H259L260 123L258 122H251L250 119L254 117L253 121L258 119L257 117H261L263 115V112L264 111H260V109L263 108L264 110V71H261V72H257ZM64 77V76H63ZM99 77V76H98ZM126 77V76H125ZM193 77V76H192ZM214 77V78H215ZM239 77V75H238ZM83 78V77H82ZM87 78V77H86ZM123 78V77H122ZM133 78V77H131ZM137 78V77H136ZM174 79V77H171ZM232 78V77H231ZM235 78V77H234ZM29 79V78H28ZM95 79V78H94ZM97 79V77H96ZM104 79V78H102ZM241 79V78H240ZM257 79V78H255ZM6 80V79H5ZM13 80V79H12ZM27 80V79H26ZM49 80V79H48ZM92 80V79H91ZM99 80V79H98ZM109 80V79H108ZM121 80V78H120ZM144 80V79H143ZM209 80V79H208ZM4 81V80H3ZM76 81V80H75ZM93 81V80H92ZM240 81V80H239ZM238 81V82H239ZM251 81V82H250ZM254 81V80H253ZM257 81V80H256ZM26 82V81H25ZM60 82V81H59ZM65 82V81H64ZM68 82V81H67ZM78 81H76L77 83ZM105 82V81H104ZM114 82V81H113ZM120 82V81H118ZM129 82V81H128ZM147 82V81H146ZM150 82V81H149ZM237 82V83H238ZM12 83V82H11ZM37 83V82H36ZM70 83V82H69ZM80 83V82H79ZM131 83V82H130ZM154 83V85H155ZM203 84L205 83L202 82ZM207 83V81H206ZM232 83H233V80H232ZM9 84V83H7ZM6 84V85H7ZM25 84V83H24ZM47 84V83H46ZM60 84V83H58ZM56 84V86L58 85ZM64 84V83H63ZM82 84V83H81ZM110 84V83H109ZM157 84V83H156ZM192 84V83H191ZM202 84V85H203ZM5 85V84H4ZM21 85V83L19 84ZM23 85V84H22ZM111 85V84H110ZM114 85V84H113ZM116 85V83H115ZM114 85V86H115ZM157 85V86H158ZM201 85V84H200ZM229 85V86H228ZM43 86V84H42ZM80 86V85H79ZM78 86V87H79ZM100 87H102L101 85H99ZM107 86V85H106ZM140 86V85H139ZM208 86V83L204 86L205 88ZM20 87V86H19ZM18 87V88H19ZM52 87V86H51ZM89 87V86H88ZM100 87L98 88H95L97 94L99 96H101V94H103L106 90H103L101 91L100 90ZM113 87V86H112ZM232 87V86H231ZM232 87V88H233ZM13 88V87H12ZM17 88V87H16ZM34 88V86H33ZM71 88V87H70ZM76 88V87H75ZM84 88V87H82ZM81 88V89H82ZM104 88V87H103ZM114 88V87H113ZM126 88V87H125ZM202 88V87H201ZM80 89V90H81ZM87 89V88H85ZM102 89V88H101ZM107 89V88H105ZM122 89V88H121ZM157 89V88H155ZM226 89V88H225ZM44 90V89H43ZM54 90V89H53ZM52 90V91H53ZM55 90H58V89H55ZM75 90V89H74ZM112 90V89H111ZM158 90V89H157ZM36 91V90H35ZM34 91V92H35ZM42 91V90H41ZM40 91V92H41ZM73 91V90H72ZM109 91V89H108ZM151 91V90H149ZM180 91H186L187 93L191 94L190 98L191 97H194V91H193V87L192 88H188V89H180ZM6 92V91H5ZM54 92V91H53ZM56 92V91H55ZM60 92V91H59ZM58 92V94H59ZM67 92V91H66ZM92 92V90H91ZM94 92V91H93ZM107 92V91H106ZM142 92V91H141ZM153 92V91H151ZM228 92V91H227ZM1 93V92H0ZM42 93V92H41ZM45 93V92H44ZM85 93V92H84ZM159 93V92H158ZM157 93V94H158ZM237 93V92H236ZM4 94V93H2ZM37 94V93H36ZM93 94V93H92ZM112 94H114L112 92ZM148 94V93H147ZM151 94V93H150ZM230 94V93H229ZM234 94V92H233ZM39 95V94H38ZM68 95V94H66ZM71 95V94H70ZM87 95V94H86ZM89 95V94H88ZM129 94H127L128 96ZM134 95V94H133ZM10 96V95H9ZM82 96V95H81ZM151 96V95H149ZM153 96V94H152ZM155 96V95H154ZM162 96V95H161ZM235 96V95H233ZM36 97V96H35ZM62 97V96H61ZM84 97V96H83ZM111 97L108 96V98ZM160 97V95H159ZM168 97V95H167ZM6 98V96H5ZM37 98V97H36ZM87 98V97H85ZM102 98V97H101ZM237 98V97H236ZM45 99V98H44ZM53 99V98H52ZM63 99V98H62ZM76 99V98H75ZM99 99V98H98ZM224 99V98H223ZM235 99V100H234ZM238 99H240L238 97ZM14 100V99H13ZM51 100V99H50ZM246 100V101H248ZM12 101V100H11ZM19 101V100H18ZM41 101V100H40ZM55 101V100H54ZM59 101V100H58ZM109 101V100H108ZM121 101V100H120ZM138 101V100H137ZM152 101V99H151ZM150 101V102H151ZM222 101V100H220ZM35 102V100H34ZM44 102V101H43ZM49 102V101H48ZM62 102V101H61ZM87 102V101H85ZM114 102V101H113ZM149 102V103H150ZM153 102V101H152ZM240 102V100H239ZM26 103V102H25ZM38 103V101L36 102ZM40 103V102H39ZM52 103V102H51ZM55 103V102H54ZM52 103V104H54ZM96 103V102H95ZM94 103V104H95ZM194 98L192 99V102L191 103H188L187 104V107L189 109H191L193 106H194ZM221 103V102H220ZM238 103V102H237ZM11 104V103H10ZM22 104V103H21ZM34 104V103H33ZM44 104V103H43ZM59 104V103H58ZM87 104V103H86ZM117 104V103H116ZM154 104V105H156ZM222 104V103H221ZM227 104V103H225ZM241 104V103H240ZM244 104V103H243ZM24 105V104H23ZM28 105V104H27ZM39 105V104H38ZM97 105V103H96ZM153 105V106H154ZM32 106V105H31ZM34 106V105H33ZM32 106V108H33ZM46 106V104H45ZM56 106V105H54ZM59 106V105H58ZM167 106L168 110L170 109L169 107ZM173 106V105H172ZM241 106V105H240ZM16 107H19L16 105ZM24 107V106H23ZM35 107V106H34ZM83 107V106H82ZM239 107V106H238ZM58 108V107H57ZM100 108V107H99ZM111 108V107H110ZM116 108V107H115ZM149 108V107H148ZM155 108V107H154ZM158 108V107H157ZM24 109V108H23ZM29 109V108H28ZM37 109V108H36ZM248 109V110H247ZM10 110V109H9ZM17 110V109H16ZM35 110V109H34ZM50 110V109H48ZM78 110V109H77ZM147 110H150V109H147ZM155 110V109H154ZM160 110V109H159ZM247 110V112H246ZM41 111V109H40ZM39 111V112H40ZM164 111V110H163ZM167 111V110H166ZM235 111V110H234ZM244 111V113L242 112ZM14 112V111H13ZM28 112V111H27ZM113 112V111H112ZM160 112V111H159ZM168 112V111H167ZM166 112V113H167ZM172 112V111H171ZM242 112V113H241ZM21 113V112H20ZM31 113V112H30ZM34 113V112H33ZM101 113V112H100ZM119 113V112H118ZM153 113V112H152ZM157 113V112H156ZM170 113V112H169ZM175 113V112H173ZM172 113V114H173ZM7 114V113H6ZM10 114V113H9ZM109 114V113H108ZM129 114V113H128ZM161 114H162V111H161ZM170 114V115H172ZM243 114V115H242ZM19 115V114H18ZM21 115V114H20ZM31 115V114H30ZM35 115V114H33ZM40 115V114H39ZM38 115V116H39ZM96 115V114H95ZM101 115V114H100ZM151 115V114H150ZM149 115V116H150ZM155 115V114H154ZM165 115V114H163ZM163 115H160V116H163ZM174 115V114H173ZM242 115V116H241ZM15 116V115H14ZM41 116V115H40ZM92 116V115H91ZM152 116V115H151ZM166 116V115H165ZM235 116L236 117V120H235V126L234 128L231 127L229 128V124H228V121L224 119V117H233ZM246 116H249L248 118ZM1 117V116H0ZM37 117V115H36ZM98 117V115H97ZM164 117V116H163ZM167 117V116H166ZM173 117V116H172ZM171 117V119H173ZM244 117H246L247 119H245ZM29 118H32L31 116ZM35 118V116H34ZM79 118V117H78ZM110 118V117H109ZM144 117H140V119H143ZM148 118V117H147ZM152 118V117H151ZM150 118V119H151ZM154 118V117H153ZM155 118H157V114L155 116ZM41 119V118H39ZM98 119V118H97ZM124 119V118H123ZM139 119V118H138ZM170 119V120H171ZM27 120V119H26ZM33 120V118H32ZM101 120V119H100ZM105 120V119H104ZM144 120H147L146 118ZM157 123L160 124V118L158 117L157 119H155ZM167 120V119H166ZM224 121L223 124H220V121ZM93 121V120H92ZM98 121V120H97ZM121 121V119H120ZM136 121V120H135ZM140 121V120H139ZM163 121V120H162ZM168 121V120H167ZM100 122V121H99ZM123 122V121H122ZM133 122V121H132ZM130 122V125L128 123V121L125 124L126 127L127 126H131V123ZM149 122V121H148ZM156 122H154V124L156 125V127L158 126L156 124ZM164 122V121H163ZM242 122V123H241ZM91 123V122H90ZM95 123V122H94ZM109 123V122H108ZM115 123V122H114ZM113 123V124H114ZM118 123V122H117ZM125 123V122H124ZM141 123V122H140ZM143 123V121H142ZM150 123H152L150 121ZM162 123V122H161ZM170 123V122H169ZM89 124V123H88ZM87 124V126H88ZM119 124V123H118ZM134 124V123H133ZM145 124V123H144ZM200 124L201 126H203V120L200 121ZM251 124V126H250ZM64 125V124H63ZM90 125V124H89ZM96 125H97V122H96ZM101 125V123H100ZM121 125V124H120ZM123 125V124H122ZM121 125V126H122ZM136 125V123H135ZM150 125V124H149ZM172 125V124H171ZM5 126V125H4ZM31 126V125H30ZM67 126V125H66ZM86 126V127H87ZM115 126V125H114ZM113 126V127H114ZM168 126V124H167ZM166 126V127H167ZM2 127V126H1ZM38 127V126H37ZM90 128V126H88ZM92 127V126H91ZM123 127V126H122ZM125 127V128H126ZM138 127V126H137ZM141 127V125L139 126ZM155 127V126H154ZM175 127V126H174ZM261 127V128H260ZM4 128V127H3ZM41 128V127H40ZM66 128V127H65ZM85 128V127H84ZM101 128V127H100ZM121 128V127H120ZM124 128V127H123ZM152 128V127H151ZM160 128V127H158ZM173 128V127H172ZM224 128H229V133H228V137L227 139L225 140L224 138V132H223V129ZM257 130L256 131V134H254L253 136L250 135L249 138L247 137V133H246V130H250V132H254L255 129ZM63 129V128H62ZM87 129V128H86ZM95 129V128H94ZM93 129V130H94ZM99 129V127H98ZM104 129V128H103ZM117 129V128H116ZM142 129V128H141ZM254 129V130H253ZM65 130V129H64ZM74 130V129H73ZM137 130V129H136ZM143 130V129H142ZM156 131V129H153ZM173 130V129H172ZM175 130V129H174ZM37 131V130H36ZM66 133H67V129L65 130ZM75 131V130H74ZM89 131V130H88ZM154 131V132H155ZM177 131V130H176ZM31 132V131H30ZM34 132V131H33ZM39 132V131H38ZM41 132V131H40ZM39 132V133H40ZM76 132V131H75ZM90 132V131H89ZM98 132V131H96ZM95 132V133H96ZM105 132V130H104ZM103 132V133H104ZM107 132V131H106ZM149 132V131H148ZM168 132V131H166ZM28 133V132H26ZM65 133V132H64ZM101 134V132H99ZM118 133V132H117ZM139 133V132H138ZM143 133V132H141ZM145 133V132H144ZM158 133V132H157ZM173 133V132H172ZM46 134V133H45ZM72 134V133H71ZM82 134V132H81ZM106 135L108 133H105ZM110 134V133H109ZM148 134V133H147ZM26 135V134H25ZM31 135V134H30ZM65 135V134H63ZM70 135V134H69ZM74 135V134H73ZM88 135V134H86ZM102 135V134H101ZM100 135V136H101ZM137 135V134H136ZM141 135V134H140ZM205 135H207V130H205ZM3 136V135H2ZM6 136V135H5ZM72 136V135H71ZM98 136V135H97ZM96 136V138H97ZM105 136V135H104ZM109 137H111L110 135H108ZM107 136V137H108ZM113 136V135H112ZM135 136V135H134ZM143 137V135H141ZM140 136V137H141ZM164 136V134H163ZM35 137V136H34ZM58 137V136H57ZM64 137V136H63ZM79 137V136H78ZM99 137V136H98ZM157 137V136H156ZM168 137V136H167ZM69 138V137H68ZM72 138V137H71ZM95 138V139H96ZM103 138V136L101 137ZM161 138V137H160ZM166 138V137H163V139ZM64 139V138H63ZM107 139V138H106ZM135 139V138H134ZM139 139V137H138ZM155 139V138H154ZM162 139V138H161ZM88 140V139H87ZM91 140V139H90ZM117 140V139H116ZM152 140V139H151ZM166 140V139H165ZM67 141V140H66ZM76 142V140H74ZM73 141V142H74ZM80 141V140H79ZM83 141V140H82ZM86 141V140H85ZM98 141V140H97ZM100 141V140H99ZM111 141V140H110ZM139 141V140H138ZM1 142V141H0ZM38 142V141H37ZM48 142V141H47ZM65 142V141H64ZM93 142V141H91ZM90 142V144H91ZM109 142V141H108ZM107 142V143H108ZM112 142V141H111ZM136 142V141H135ZM163 142V141H162ZM165 142V141H164ZM83 143V142H82ZM95 143V142H94ZM98 143V142H97ZM100 143V142H99ZM113 143V142H112ZM115 143V142H114ZM117 143V142H116ZM167 143V142H165ZM169 143V142H168ZM42 144V142H41ZM71 144V142H70ZM76 144V143H75ZM89 144V143H88ZM110 144V143H109ZM124 144V142H123ZM172 144V141L171 143ZM1 145V143H0ZM4 146V144H2ZM64 145V144H63ZM62 145V146H63ZM77 145V144H76ZM81 145V143L79 144ZM94 145V144H93ZM106 145V144H104ZM151 145V144H150ZM175 145V143H174ZM71 146V145H70ZM74 146V144H73ZM83 146V144H82ZM82 146L80 147L79 146V149L82 148ZM86 146V145H85ZM114 146V144H113ZM147 146V145H146ZM163 146V145H162ZM161 146V148H162ZM171 146V145H170ZM5 147V146H4ZM40 147V146H39ZM52 147V146H51ZM75 147V146H74ZM95 147V146H94ZM97 147H98V144H97ZM96 147V148H97ZM102 147V146H101ZM108 147V146H107ZM112 147V146H111ZM149 147V146H148ZM148 147L147 150H148ZM159 147V146H158ZM179 148H173L172 150H174L175 152L172 154V158H174V162L175 163H179V156L182 154V156L184 155L183 153V149L181 147V145L178 146ZM34 148V147H33ZM36 148V147H35ZM34 148V149H35ZM65 148V147H63ZM77 148H75V151H77ZM88 148V147H87ZM92 148V147H91ZM100 148V147H99ZM120 148V147H119ZM122 148V147H121ZM126 148V147H125ZM145 148V149H146ZM153 148V147H152ZM150 148V149H152ZM160 148V149H161ZM37 149V148H36ZM35 149V150H36ZM52 148L48 147V148H45V152L46 153H52L54 151H51ZM61 149V148H60ZM66 149V148H65ZM94 149V148H93ZM116 149V148H115ZM118 149V148H117ZM143 149V148H142ZM155 149V148H154ZM218 149V150H216ZM229 149H231V151H229ZM69 150V149H68ZM101 150V149H99ZM109 150V149H108ZM146 150V152H148ZM159 150V149H158ZM42 151V150H41ZM44 151V150H43ZM71 151V149H70ZM88 151V150H87ZM102 151V150H101ZM110 151V150H109ZM140 151V150H139ZM138 151V152H139ZM218 151V152H217ZM26 152V151H25ZM31 152V151H30ZM37 152V151H36ZM73 152V150H72ZM79 152V150H78ZM81 152H86V150H81ZM79 152V155H76V158L77 156L79 157L78 159H81V161L83 162L82 164L84 165L85 163H93L95 161V159L99 160L98 159V156H100V154L98 155L97 152L96 153H90L89 155H81L82 153ZM94 152V150H93ZM103 152V151H102ZM105 152H108V151H105ZM104 152V153H105ZM156 152V151H155ZM23 153V152H22ZM42 153V152H41ZM102 153V155L104 154ZM110 153V152H109ZM114 153V151H113ZM111 153V154H113ZM116 153V152H115ZM126 153V152H125ZM160 153V152H159ZM166 153V151H165ZM68 154V153H67ZM70 154V152H69ZM75 154V153H74ZM77 154V153H76ZM139 154V153H138ZM144 154V153H142ZM141 154V155H142ZM146 154V153H145ZM157 154V152H156ZM167 154V153H166ZM59 155V154H58ZM116 155V154H114ZM130 155V154H129ZM179 155V156H178ZM55 156V155H54ZM54 156H46V161H50V160H54ZM73 156V155H72ZM75 156V155H74ZM83 156H87L86 158H83ZM104 156V155H103ZM108 158H113V157H110L109 154L107 155ZM135 156V155H134ZM148 157H150L149 159L151 160H155V156H154V153L152 151L148 152L147 154ZM3 157V156H2ZM36 157V156H35ZM101 157V156H100ZM146 157V156H145ZM157 157V156H156ZM169 157V156H167ZM185 157V156H184ZM34 158V157H33ZM39 159V156L37 157ZM42 158V157H40ZM74 158V157H73ZM202 159H205V160H208L209 158L208 157H201ZM30 159V158H29ZM48 159V160H47ZM106 159V158H105ZM157 159H160L157 158ZM132 160V159H131ZM37 161V160H36ZM46 161H44V163H47ZM63 161V160H62ZM76 161V160H75ZM109 161V160H107ZM161 161V160H160ZM166 161V159H165ZM225 161H229L230 162V165L231 167H228V166H225L224 165V162ZM33 162V161H31ZM40 162H43V161H40ZM52 162V161H51ZM60 162V161H59ZM79 162V161H78ZM111 162V161H110ZM152 162V161H151ZM183 162V161H182ZM27 163V162H26ZM29 163V162H28ZM80 163V162H79ZM98 163V162H97ZM162 163V162H161ZM8 164V163H7ZM34 164V163H33ZM38 164V163H37ZM54 164V162H53ZM55 164H58L55 163ZM75 164V163H73ZM82 164H79V165H82ZM129 164V163H127ZM167 164V162H166ZM172 164V163H171ZM189 164V163H188ZM39 165V164H38ZM52 165V163H51ZM59 165V164H58ZM77 165V164H75ZM74 165V166H75ZM93 165V164H92ZM95 165L97 166L96 162H95ZM113 165L115 166V163L113 162ZM112 165V166H113ZM159 165V163H158ZM170 165V164H168ZM179 165H181L179 163ZM45 166V165H44ZM60 166V165H59ZM85 166V165H84ZM83 166V167H84ZM94 166V165H93ZM128 166V165H127ZM162 166V165H161ZM28 167V165H27ZM25 168L24 165L18 169L23 172H25V175L26 177L29 179V177H31L32 175H29L26 173L28 170L27 169H30V168ZM37 167V166H36ZM76 167V166H75ZM79 167V166H77ZM86 167V166H85ZM132 167V166H131ZM139 167V166H137ZM142 167V166H141ZM155 167V165H154ZM163 167V166H162ZM184 167H185V164H184ZM183 167V168H184ZM43 168V167H42ZM48 168H50L49 166L48 167H45L43 168L41 171L42 172H48V176H47V180L48 182H51V180L49 179H53L55 180V184L57 185H60V187H67L69 185H71L74 181V178H75V174L73 175L72 178L68 179L69 180H63V177H58V175H56V173H52V171H55V170H59V169H51V170H48ZM72 168V167H71ZM94 168H96L94 166ZM93 168V169H94ZM102 168V167H101ZM113 168V167H112ZM112 168H110L112 170ZM118 168V167H117ZM124 168V167H123ZM128 168V167H127ZM140 168V167H139ZM167 168V167H165ZM178 168V167H177ZM212 168L215 169V164H212ZM2 169V168H1ZM0 169V170H1ZM38 169V168H37ZM69 169V167H68ZM75 169V168H74ZM73 169V170H74ZM81 169V168H80ZM83 169V168H82ZM119 169V168H118ZM125 169V168H124ZM138 169V168H137ZM189 165L188 167H186L184 170L183 169H180L181 172H180V176L178 175V173H175V168L172 167V170L167 172L169 173L170 175L168 176L169 179H171L172 183H173V186L171 187V192H174L173 196L172 193H171V197L168 198L166 195L167 194H170V192L166 191V193H164V195L162 196H165L167 198H164V201H160V194L157 193L156 196L154 197L153 196V193H155V187L153 188H149L148 185H142L141 184V180H137V181H132L131 183V187L133 188L132 189V192L131 194H135L137 192H140L142 193H145V199H148L147 201H154L152 202L153 204H157L159 206V209H155L153 206H151V203L148 204L147 206L146 205H141L140 202L139 203H135L133 202V205L129 206L126 202L122 201V202H119L121 203L120 204V208L121 209H118L119 212H117V214H114V212H107V207L106 208H97V212L94 213L93 215H90L88 217L87 215V218L86 216L84 215H80L79 213L77 214H73V212H76L75 210H78L83 208V206L86 204V200H79V202H76L72 207V209H70V213H65L63 216H59V217H53L52 219H50L49 221H47L43 227H42V231H37L38 233L35 234V232H32L30 235L26 234L27 237H23V239L20 237V231H21V225H22V222L24 220V217L25 215L22 213V209L24 208V206L26 204H29L30 201H35L36 199V196H31V197H26L24 198L23 200H18V202H14L11 198L9 199L8 201V205L7 207H10L9 209H7L8 211H2L0 210V254L2 256H5L3 257V262L2 264H72V259H73V256H81L82 260L84 259H88L89 260H92L93 264H145V260L147 257H151V256H155L157 253L155 251L152 250L153 248V244H154V241H153V236L157 237V238H161L162 236V233L167 230L170 235L169 236H163V240H164V243L167 244L170 242V240L172 239H175L177 243H180L183 241V239L185 238L184 236H180L177 238V232L178 231H183L182 228H180V225L182 223V220L183 218L187 217L188 215V211L187 209L183 206V205H186V204H189L190 201H189V197L187 195L186 197V193H183L184 190H180V187L178 186L179 184V181H180V177L185 175V173L187 172L188 174L187 175H191L190 172H189ZM6 170V169H5ZM78 170V169H77ZM141 170V169H140ZM167 170V169H165ZM179 170V171H180ZM16 171V169H15ZM14 171V172H15ZM19 171V173L21 172ZM35 171V170H34ZM38 172L40 170H37ZM34 172V174H36V172ZM67 171V170H66ZM79 171V170H78ZM5 172V171H4ZM70 172V171H69ZM110 172V171H109ZM114 172V169L113 171ZM117 172V171H116ZM129 172V171H128ZM151 172V171H150ZM161 172V171H160ZM177 172V171H176ZM3 173V172H2ZM15 173H18V172H15ZM72 173V172H71ZM70 173V174H71ZM123 173V172H122ZM143 173V172H142ZM159 173V172H158ZM162 173V172H161ZM166 173V171H165ZM5 174V173H4ZM39 174V173H38ZM58 174V172H57ZM64 174V173H63ZM85 174V173H84ZM117 174V173H116ZM131 173H128L126 174L125 173V176H126V180L127 181H130V179L128 180V177H130ZM134 174V173H132ZM153 174V173H152ZM3 175V174H2ZM62 175V174H61ZM134 175H137L136 173ZM144 175V174H143ZM158 175V174H157ZM156 177H159L157 176ZM164 175V174H163ZM167 175V174H166ZM164 175V176H166ZM10 176V175H9ZM34 176V175H33ZM124 176V175H123ZM124 176V177H125ZM150 176V175H149ZM153 176V175H151ZM15 177V176H13ZM25 177V176H24ZM40 177H43V176H40ZM67 177V176H66ZM77 177V175H76ZM115 177V176H114ZM123 177V178H124ZM134 177V176H133ZM133 177H131L133 179ZM140 177V176H138ZM242 177V176H241ZM6 178V177H5ZM23 178V176H22ZM34 178V177H33ZM57 178V179H56ZM137 178V176H136ZM144 178V176H143ZM151 178V177H150ZM154 178V177H152ZM165 178V177H164ZM3 179V178H1ZM25 179V178H24ZM42 179V178H41ZM45 179V178H44ZM66 179V178H65ZM77 179V178H76ZM190 179V178H189ZM240 179V178H239ZM10 180V179H9ZM114 180V179H113ZM135 180V178H134ZM154 180V179H153ZM186 180V179H185ZM7 181V180H6ZM14 181V179H13ZM125 181V180H124ZM126 181V182H127ZM187 181V180H186ZM217 181H219V174H217ZM12 182V181H11ZM20 182V181H18ZM100 182V181H99ZM125 182V183H126ZM153 182V181H152ZM157 182V181H156ZM162 183V181H160ZM181 182V181H180ZM190 182V181H189ZM192 182V181H191ZM1 183V182H0ZM52 183V182H51ZM86 183V182H85ZM88 183V182H87ZM241 183V182H240ZM2 184H4L2 182ZM11 184V183H10ZM9 184V185H10ZM22 184V183H21ZM26 184V183H24ZM23 184V185H24ZM43 184V183H42ZM75 184V183H73ZM72 184V185H73ZM145 184V183H143ZM155 184V183H154ZM160 184V183H159ZM158 184V185H159ZM113 185V184H112ZM116 185V184H115ZM124 185V184H123ZM133 185V186H132ZM156 185V184H155ZM191 185V184H190ZM12 186V185H11ZM10 186V187H11ZM26 186V185H25ZM48 186V184L46 185ZM53 186V185H52ZM78 186V185H77ZM153 186V185H152ZM168 186V185H167ZM171 186V185H170ZM218 186L219 188L221 189L222 192L225 191L224 187L222 184H219L218 183ZM7 187V186H6ZM9 187V188H10ZM16 187V186H15ZM31 187V186H30ZM44 187V186H43ZM56 187V185H55ZM95 187V186H94ZM161 187V186H160ZM1 189H3L1 186H0ZM17 188V187H16ZM22 188V187H21ZM70 188V187H69ZM67 188V189H69ZM81 188V187H80ZM130 188V187H129ZM32 189V188H31ZM36 189V188H35ZM43 189V188H41ZM77 189V188H76ZM112 189V188H111ZM19 190V188H18ZM29 190V189H27ZM65 190V189H64ZM72 190V189H70ZM69 190V191H70ZM75 190V189H74ZM105 190V189H104ZM123 190V189H122ZM242 190V189H241ZM259 190V191H258ZM6 191V190H5ZM9 191V190H8ZM15 191V190H14ZM62 191V190H61ZM67 191V190H65ZM101 191V190H100ZM127 191V190H126ZM158 191V190H157ZM12 192V191H11ZM19 192H22L19 190ZM30 192V191H29ZM28 192V194H29ZM33 192V191H32ZM31 192V193H32ZM71 192V191H70ZM69 192V193H70ZM74 192V191H73ZM80 192V191H78ZM77 192V193H78ZM82 192V191H81ZM80 192V193H81ZM84 192V191H83ZM82 192V193H83ZM121 192V191H120ZM241 192V191H240ZM16 193V192H14ZM30 193V194H31ZM48 193V192H46ZM45 193V194H46ZM57 193V192H56ZM75 193V192H74ZM73 193V194H74ZM89 193V192H88ZM91 193V192H90ZM10 194V193H9ZM26 194V193H25ZM33 194V193H32ZM66 194V192H65ZM79 194V193H78ZM84 194V193H83ZM166 194V195H165ZM6 195V194H5ZM4 195V196H5ZM18 195V194H17ZM17 195L15 197H17ZM51 195V194H50ZM62 195V194H61ZM68 195V193H67ZM66 195V196H67ZM71 195V194H70ZM155 195V194H154ZM242 195V194H241ZM20 196V195H19ZM25 196V195H24ZM27 196V195H26ZM75 196V195H74ZM77 196V195H76ZM75 196V197H76ZM87 196V195H85ZM84 196V197H85ZM123 196V195H121ZM119 195V197H121ZM135 196V195H134ZM161 196V197H162ZM9 197V196H8ZM11 197V196H10ZM21 197V196H20ZM38 197V196H37ZM61 197V196H60ZM64 197V196H63ZM69 197V196H68ZM79 197V195H78ZM80 197L81 194H80ZM94 197V196H93ZM107 197V196H106ZM126 197V195H125ZM130 197V196H129ZM133 197V196H132ZM136 197V196H135ZM149 197V198H147ZM241 197V196H240ZM66 198V197H64ZM72 198V197H71ZM92 198V197H91ZM124 198V197H123ZM8 199V198H7ZM15 199V198H14ZM77 199V198H76ZM86 199V197H85ZM88 199V197H87ZM120 199V198H119ZM126 199V198H125ZM128 199V198H127ZM141 199V198H140ZM162 199V198H161ZM17 200V199H15ZM65 200V199H63ZM74 200V199H73ZM130 200V199H129ZM177 200H179V202H177ZM71 201V200H70ZM89 201V200H88ZM106 201V200H105ZM117 201V200H116ZM131 201V200H130ZM157 201V202H156ZM3 202V201H2ZM5 202V201H4ZM73 202V201H72ZM17 203V204H16ZM32 203V202H31ZM48 203V202H47ZM64 204V201L62 202ZM108 203V202H107ZM110 203V202H109ZM113 203V201H112ZM142 203V202H141ZM224 203L227 204L228 203V200H224ZM61 204V201L60 202H54V204L52 205H59L60 206ZM61 204V205H63ZM67 204V202H66ZM118 204V203H117ZM132 204V203H131ZM50 205V204H49ZM70 205V203H69ZM68 205V206H69ZM115 205V203H114ZM156 205V206H157ZM4 206V205H2ZM28 206V205H27ZM48 206V205H47ZM46 206V207H47ZM56 206V207H57ZM108 206V205H107ZM118 206V205H117ZM116 206V208H117ZM137 206V207H135ZM6 207V206H5ZM30 207V206H29ZM32 207V206H31ZM53 208V206H50ZM49 207V208H50ZM55 207V208H56ZM63 208V206H61ZM91 207V205H90ZM98 207V206H97ZM100 207V206H99ZM109 207V206H108ZM60 208V207H59ZM57 208V209H59ZM67 208V207H66ZM71 208V207H70ZM85 208V207H84ZM115 208V207H114ZM46 209V208H45ZM51 209V208H50ZM89 209V207H88ZM87 209V210H88ZM94 209V207H93ZM109 209V208H108ZM69 210V209H68ZM90 210V209H89ZM95 210V209H94ZM93 210V211H94ZM111 210V209H110ZM116 210V211H118ZM25 211V210H24ZM27 211V210H26ZM66 211V210H65ZM85 211V210H84ZM109 211V210H108ZM113 211V209H112ZM86 212V211H85ZM244 212H248V215L247 216H244L242 215ZM27 213V212H26ZM25 213V214H26ZM61 213V212H60ZM73 215H72V214ZM29 214V213H28ZM54 214V213H53ZM57 214V213H56ZM62 214V213H61ZM50 215V214H49ZM55 215V214H54ZM53 215V216H54ZM77 215V218L75 219V216ZM28 216V215H27ZM26 216V217H27ZM44 216V215H43ZM57 216V215H56ZM82 216V217H81ZM29 218V217H28ZM60 218V220L58 219ZM224 218H227V214L224 213ZM78 221V230H76V235L74 237V244H72L71 246L68 244V240L67 241H63L61 242L64 246H66L67 244L70 246L71 250H70V255L69 256L71 259L70 261L68 260V257H65L63 254L60 253V248H57L58 244L56 245L53 240L55 237H57L58 235H60L61 233L63 234V232H67L70 230L71 225L72 223H75V221ZM165 220L167 221V223H165ZM73 221V222H72ZM26 222V221H25ZM30 222V221H29ZM40 222V221H39ZM72 222V223H71ZM27 223V222H26ZM44 223V222H43ZM30 224V223H29ZM33 225V224H32ZM32 225H31V228H32ZM35 225V224H34ZM33 225V226H34ZM39 225H41L39 223ZM77 225V224H76ZM29 225H27L28 227ZM46 226V227H45ZM37 227V226H36ZM39 227V226H38ZM37 227V228H38ZM72 228H75V227H72ZM77 228V227H76ZM75 228V229H76ZM36 229V228H35ZM32 230V229H31ZM74 230V229H73ZM238 232H244L245 233V236L247 237V251H243L241 250V248L239 247V237L235 236V233H238ZM66 233V234H67ZM71 233V232H70ZM24 234V233H23ZM63 236V235H62ZM45 237V239H44ZM73 238V236L71 237ZM36 241H40L39 243H36V244H39V245H34L33 243H35ZM57 241V240H56ZM71 242V241H70ZM58 243V242H57ZM221 245L223 244V240H221L219 242ZM143 244L144 247H142L141 245ZM57 246V247H56ZM62 247V246H61ZM66 248V247H65ZM148 249L147 251V255H145V250ZM60 250V251H59ZM65 250V249H64ZM62 252V251H61ZM69 252V251H68ZM66 254V253H65ZM137 254H139V259H137ZM68 256V255H67ZM80 258V257H79ZM99 261V259H101ZM217 259L219 261V264H224V254H223V251H219L218 252V256H217ZM2 261V259H1ZM75 261V260H74ZM78 261V260H77ZM85 261V260H84ZM81 262V261H79ZM86 262V261H85ZM89 262V261H88ZM74 263V262H73ZM75 264H76V261H75ZM80 264V263H78Z\"/></svg>",
	"mask_w": 264,
	"mask_h": 264
},
{
	"label": "snow or ice",
	"instance_id": "obj_3",
	"mask_svg": "<svg viewBox=\"0 0 264 264\" xmlns=\"http://www.w3.org/2000/svg\"><path fill=\"white\" fill-rule=\"evenodd\" d=\"M87 2V0H86ZM109 12L119 23L130 17L134 23L127 25L134 29V37L138 43H142L143 51L152 53L158 57L157 63L162 70L171 74L168 84L171 87L173 109L177 121L178 143L183 149L185 158L189 161V172L193 187L184 184L183 190L189 197V204L183 205L187 211V217L183 218L177 232V238L184 236L182 242L175 239L165 244L163 236L170 233L165 230L161 238L153 236V248L157 254L147 257L145 264H219L218 252L223 251L224 264H229V245L233 233L229 231L232 222L237 216V206L240 203L237 186L221 170V164L217 163V156L212 151L218 140V126L214 121L220 120L219 109L221 106V91L219 85L208 80L205 71L199 76L200 82L207 81V88L196 91L194 97L180 89L192 88L189 69L188 82L185 83L181 66L188 67L185 51L187 46L181 48L182 37L180 28L176 23V9L170 0H107ZM219 19V18H217ZM142 38V39H141ZM127 39V37H125ZM131 43L128 47H131ZM196 53L197 72L200 71V49H194ZM199 88V83L196 86ZM194 98V106L189 109L188 103ZM232 100V97H228ZM234 105H229L233 107ZM228 121L229 128L235 126L236 117H224ZM203 120V126L200 121ZM229 128H224V138L228 137ZM207 130V135H205ZM247 135V134H246ZM231 151V149H229ZM208 157V160L201 157ZM215 164V169L212 168ZM225 166L231 167L229 161ZM219 174V181H217ZM183 181L184 177L179 178ZM218 183L222 184L225 191H218ZM247 188V184L244 185ZM228 189H231L229 197ZM259 191V190H258ZM221 197L228 200L222 203ZM179 202V200H177ZM224 213L227 218H224ZM242 215L247 216L248 212ZM165 223L167 221L165 220ZM239 237V247L247 251V237L244 232L235 233ZM223 240L221 245L219 242ZM142 247L143 244L141 245ZM148 249L145 250L147 255ZM139 259V254H137ZM232 264H239L233 260Z\"/></svg>",
	"mask_w": 264,
	"mask_h": 264
},
{
	"label": "water",
	"instance_id": "obj_4",
	"mask_svg": "<svg viewBox=\"0 0 264 264\" xmlns=\"http://www.w3.org/2000/svg\"><path fill=\"white\" fill-rule=\"evenodd\" d=\"M186 63H188V61H187V60H186ZM183 76H184V79H185V73H184V75H183ZM218 191L222 192V191H221V189L219 188V186H218ZM221 200H222V203H224V199H223V197H221Z\"/></svg>",
	"mask_w": 264,
	"mask_h": 264
}]
</instances>
